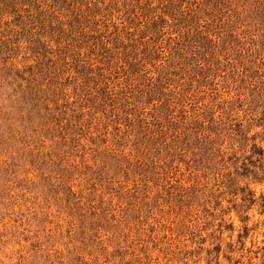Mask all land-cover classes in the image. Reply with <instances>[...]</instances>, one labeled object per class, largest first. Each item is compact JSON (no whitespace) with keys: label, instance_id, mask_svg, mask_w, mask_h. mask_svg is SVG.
<instances>
[{"label":"rangeland","instance_id":"1","mask_svg":"<svg viewBox=\"0 0 264 264\" xmlns=\"http://www.w3.org/2000/svg\"><path fill=\"white\" fill-rule=\"evenodd\" d=\"M167 1L84 0L98 10L59 42L0 11V264H264V204L236 193L264 195V178L233 172L249 154L233 124L264 146V9L217 0L182 31L170 15L147 31ZM86 4L55 8L54 23ZM84 32L94 37L79 46ZM180 32L205 36V57L181 72ZM117 34L136 45L141 76L102 62ZM87 69L104 76L86 85ZM207 136L213 168L195 154Z\"/></svg>","mask_w":264,"mask_h":264},{"label":"trees","instance_id":"2","mask_svg":"<svg viewBox=\"0 0 264 264\" xmlns=\"http://www.w3.org/2000/svg\"><path fill=\"white\" fill-rule=\"evenodd\" d=\"M50 1V2H48ZM69 1V2H68ZM103 1V0H100ZM68 2V3H66ZM87 3V2H86ZM84 0H0V11L1 12H7L12 11L14 13L15 23L18 26V29L22 30V32L29 31L32 29L35 25H37L40 30H43V33H46L49 36H55V41L59 42L61 39L64 40L63 36H69L73 32V28L75 25H79L84 23L85 26H87V23L90 21L91 16H93L94 12L98 9H95L94 7L97 5L98 2H94L93 6L86 4ZM255 8L256 9H264V4L260 3L258 0H254ZM66 4V5H65ZM75 4H79V6H82L84 4L85 8L81 10L80 12H77L76 14H73L71 12V15L69 14L70 19L66 21V27L69 29V31L66 32L63 28V23L60 21L57 22V16H55L53 13L55 11V8H57V12H61V9H68L70 5L74 6ZM53 5L54 7H52ZM192 7H188L187 9H181L177 8L178 6L174 5L173 0L167 1V3L164 6L163 12L156 17L149 25H147L146 29L147 31H151L152 33H155L157 31V28L160 26H163L165 23H169L166 16L170 15L172 21L171 24H169L172 27L179 28L181 31L184 30L187 26L195 23L196 18L201 16L203 14L204 16L208 15V11L210 9H214L218 5L217 0H198L195 1ZM24 7H27V9H24ZM54 8V9H52ZM23 9L25 10L26 14H22ZM142 10H146L147 12L150 10L149 7L145 8L144 5L141 8ZM169 10H173L170 12ZM169 11V13H168ZM264 16V13H263ZM60 23V24H59ZM34 25V26H30ZM97 31L96 28H91ZM86 32L80 33L79 37H84V39H79V46L82 44H85L89 39L93 38L94 36H88L85 35ZM198 34V32H197ZM195 34V41L192 43H184V40L186 37H188V34H184L183 32H180L178 36V42L170 49L171 56L173 58H176L179 60L178 64H180L179 71L184 70L185 67H189L191 65V62L195 60L194 58H197L198 56L205 57L203 53H201L198 49L205 48V45L202 43L204 41V37L201 38L198 37V35ZM120 34H117L113 37L112 45L108 46L105 41L103 42V45L100 47V49L104 53V57L102 62L108 67H112L113 63L116 62V65L119 64V67L123 68L124 73L129 74H139V65L141 66L140 59L137 58V54L133 53L132 48H136V45L133 44H125L124 39L120 38ZM86 37V39H85ZM98 37H95V39ZM75 40V39H73ZM100 43V40L97 39V41L93 42L94 47H97V44ZM188 44H190L188 46ZM69 45V44H68ZM192 46L195 47V52H191V57L186 60L184 58L185 54L187 53L188 49H192ZM122 48V50H119ZM128 48H131L128 50ZM64 51V50H63ZM62 51V52H63ZM153 58H159V52H155V50H152ZM150 57V52H145L143 55L142 60H148ZM178 66V65H177ZM169 69H171L173 66L169 63L166 66ZM116 68V66H115ZM166 68V69H167ZM203 68L198 66L196 68H191L189 70H193L195 72H198V70H202ZM188 70V68H187ZM91 70H88L85 72L83 70L80 71L81 78H83V83L88 85L89 81H93L95 79V76L100 79L104 76L103 73H96V75L89 74ZM169 72V71H168ZM134 77L127 78V84L126 89L128 91L132 92L134 91L133 85L131 86V82ZM158 79V78H157ZM141 91V90H139ZM155 93L158 91L157 88H154ZM149 93L152 91H148ZM233 131L237 135L236 137L239 140V143L241 145V148H247V151H249L246 156L243 157L244 161H242L241 164L235 166L234 168V175L235 176H241L251 175L253 178H258V180H262L264 178V146L258 145L256 142L257 137H260L258 133H254L251 136L247 135V130L242 125H234ZM211 131V130H210ZM210 132L209 134H211ZM236 137L233 136V138L236 139ZM215 138H210V136L203 138L202 140H198L194 147H196L198 150L195 152L196 155H199V161L208 164L209 168H213L215 164V159L213 158L214 150H213V140ZM259 139H264L263 137ZM251 140L252 142H248ZM218 150H216L217 153ZM219 155V154H217ZM214 160V161H213ZM244 189L238 188L237 191L241 192L240 197L242 202L239 203L240 206H245L246 203L251 204L252 202L256 200L262 201L261 203L264 204V195H259L258 197H253V193L251 191H248L246 194H243L242 192ZM251 194V195H250ZM244 231L238 232L239 237H244V234L247 232V226H243Z\"/></svg>","mask_w":264,"mask_h":264}]
</instances>
